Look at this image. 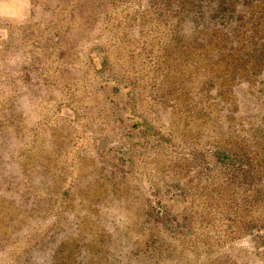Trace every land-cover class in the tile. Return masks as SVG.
<instances>
[{
  "label": "rangeland",
  "instance_id": "rangeland-1",
  "mask_svg": "<svg viewBox=\"0 0 264 264\" xmlns=\"http://www.w3.org/2000/svg\"><path fill=\"white\" fill-rule=\"evenodd\" d=\"M81 1L83 3L79 8L86 7L88 12L97 10L99 21L94 24L88 21V24L93 28L94 34L91 37L94 36V43L100 44L102 48L101 51L95 49L89 52L88 47L76 42L79 36H73L75 41L72 42L76 46L67 48L68 53L71 52L66 58L68 65H86L92 71L93 68L100 67V62H104L108 66L112 63L111 66L115 68L122 66L127 71L132 63L139 61V65L144 66L145 61L146 67L151 62L143 58V50L137 47L134 55L133 52L130 55L133 57L125 55L140 39L138 32L133 35L132 32L122 33V25L133 21L130 17L124 18L126 9H122V6L113 9L111 0ZM119 1L116 0L115 4ZM72 2L0 0V156L1 142L5 140L6 144H10L9 154L14 156L18 150L19 154L25 155L21 159L24 166L29 169L34 166L30 171V183L38 182L44 186L40 189V194L37 193L40 201L44 200L42 197L58 200L63 197L57 193L48 197L44 191L46 184L53 181L71 184L81 176V183L86 184L83 188L85 200L95 201L92 208L106 211L105 214L111 220L119 218V226L132 227L128 228L129 232L136 231L132 222L144 218L148 205L160 210L161 220L150 222L149 228L145 229V235L151 232L157 240L153 245V254H148L149 249L139 233L141 240L134 246L139 247V250L131 264H264V236L261 238L257 233L252 235L257 228L264 230V173L258 163L262 159L253 155L256 149L250 153L253 156L245 155L243 145L248 140L247 136L241 137L238 148L231 146L232 152L242 154V160L246 163V167L242 166L244 170L237 168L238 161L226 163L225 159L224 163H217L212 153L205 156L212 167L201 168L199 159L192 158L199 157L198 151L203 146L192 144L189 147L190 145L181 142L180 137L162 138L163 128H160L159 120H154L157 115L146 113L148 106L145 99L142 97L144 100L139 105L131 104L126 95L129 90H117L115 88L119 87L116 83L107 81L103 88L110 102L105 100V107L102 109L103 98H100L99 109L97 105L94 108L98 109L97 113L104 112L105 115L112 110L115 120L107 123L108 117H105V121L99 122V126L95 123L92 128L87 129L79 144H74L79 133L76 129H67L64 120L74 118L76 110L73 108L82 104L75 103L72 91L71 76H75V73L70 70V74L63 75L60 69L57 70L59 65L52 49H46L45 52L44 49L38 50L34 46V40H38L39 45L40 41L45 44V39L39 37L40 34L37 35L38 30L42 32L44 28H37V23L43 25L47 21L38 22L36 19L35 25L25 24L27 16L35 18L42 9L41 4H46L51 7L54 16H57L59 25L54 26L51 23L43 33L47 30L53 32L64 29L69 21L68 7ZM131 11L128 9V12ZM81 16L85 18L82 13ZM118 21H121L120 28L117 26ZM100 33L103 38L98 37L101 36ZM156 34L158 37L161 33ZM150 38L145 35L142 40L150 41ZM46 43L48 45L50 41L46 39ZM103 47L110 48L113 55H109ZM72 48L77 49L74 51ZM106 70L104 71L107 72ZM84 71L90 70L80 68L77 74ZM77 85L73 88L78 87ZM254 90L248 87L242 91L236 89V98L251 95ZM79 100L90 101L88 95L79 97ZM243 112L241 109V114ZM249 115L250 119L257 118L256 111H249ZM240 116L236 121L242 119L241 126H249L246 123L243 125L245 117ZM86 124L91 125V120H87ZM126 133L132 135L126 137ZM96 138L100 141V152L103 148L112 152L105 155L97 152L94 146ZM58 144L61 146H57ZM250 144L252 148V144L254 147L256 145L255 142ZM118 146L122 148L121 152L115 150ZM261 147L259 145L255 148L259 150ZM120 159L124 161L123 164ZM253 165L257 172L253 179L259 180L262 186L260 193L249 186L252 182L250 178ZM122 172L125 177L120 176ZM190 173L194 175L192 178L184 177V174ZM88 182L90 183L87 184ZM175 182L181 185V191L176 189ZM211 186L226 189L217 196L212 194ZM61 188L62 186L57 188L59 192ZM202 195L207 196L204 198L206 202L201 198ZM229 197L236 199L233 206L241 217L236 222L225 219L227 206L224 202L217 201L220 198L224 201ZM78 204L77 209H80L83 202ZM246 205L253 208L245 210ZM228 206L231 207V204L228 203ZM56 208L55 205L51 206V212H55ZM220 212L224 217L218 221L216 215ZM37 216L38 213H35L32 217L15 219L14 215L6 221V239L0 240V264L53 263L51 260L40 263V257L35 255L36 251L32 248L33 243L42 238L51 222L40 220ZM149 218L146 217V221ZM214 224L220 233L205 235L202 227L210 228ZM90 227L92 230L93 227ZM50 246H45L44 249ZM77 248L73 249V253ZM29 252L35 261L27 263L25 261L31 260L26 258ZM116 253L114 252L115 256ZM57 260L62 264H82L77 263L76 257H71L66 252Z\"/></svg>",
  "mask_w": 264,
  "mask_h": 264
},
{
  "label": "trees",
  "instance_id": "trees-1",
  "mask_svg": "<svg viewBox=\"0 0 264 264\" xmlns=\"http://www.w3.org/2000/svg\"><path fill=\"white\" fill-rule=\"evenodd\" d=\"M72 1L68 7L69 23L64 25V29L53 32L47 30L43 33L51 23L54 26L59 25L57 16H54L51 7L46 4H41L42 9L35 18L27 16L25 24L35 25L36 19L38 22L47 21L43 25L37 23V28H44L42 32L38 30L37 35L40 34L39 37L45 39V44L40 41L39 45L38 40H34V46H37L38 50L44 49L45 52L46 49H52L59 65L57 70L60 69L63 75L70 74V70L75 73V76L71 73L72 91L75 103L82 104L73 108L76 110L74 118L64 120L67 129H76L79 133L75 145L79 144L87 129L92 128L95 123L99 126V122L105 121V117H108L107 123L115 120L112 110L107 115L104 112L97 113L100 98H103L102 109L105 107V100L109 101L103 84L113 81L119 87L115 89L129 90L126 95L131 104L139 105L141 100L145 99L144 102H147L148 106L146 113L157 115L154 120H159V126L163 128L162 138L180 137L181 142L190 145L189 147L192 144L203 146V149L198 151L199 157L192 158L199 159L201 168L212 167L211 162H207L205 158L208 153H212L217 163H224L225 159L226 163L238 161L237 168L244 170L242 166L246 167V163L242 160V154L232 152L231 146L238 148L241 137L247 136L248 140H245L243 145L245 155H258V158L262 159L258 163L264 173V0H120L116 4V0H111L113 9L122 6V9L127 10L124 18L130 17L133 20L125 26L122 25V33L132 32L133 35L138 32L140 38L137 44L127 51L123 49L126 51L125 55L133 57L137 47L143 50V58L151 61L146 67L145 61L144 66L139 65V61L132 63L127 71L122 66L115 68L111 66L112 63L108 66L104 62H100V67L93 68L92 71L86 65H68L66 58L71 52L68 53L67 48L76 46L72 42L75 41L73 36H79L76 42L88 47L89 52L95 49L101 51L102 48L100 44L94 43V36L91 37L94 34L93 28L89 27L98 19L97 10L88 12L86 7L79 8L83 3L81 0ZM128 9L132 11L128 12ZM88 21L91 24H88ZM120 24L121 21H118L119 28ZM159 32L161 34L157 37L156 33ZM100 35L98 37L103 38L101 33ZM145 35L151 37L150 41L142 40ZM46 39L50 41L48 45ZM147 46H150V49H147ZM72 49L75 51L77 48ZM104 49L109 55H113L110 48ZM132 52L133 55L130 56ZM64 64L66 65L63 66ZM80 68L90 71L79 75L77 72ZM74 85L78 87L73 88ZM247 87L255 90L251 95L236 98V89L242 91ZM83 95H88L90 101L79 100ZM96 105L97 110L94 108ZM240 108L244 111L242 114ZM8 110L10 111V108ZM249 111H256L257 118L250 119ZM240 115L245 117L243 125L246 123L249 126H241L242 119L236 121L241 118ZM87 120H91V125L86 124ZM101 129L103 131V128ZM131 135L132 133L125 134L126 137ZM14 138L19 139L17 136ZM66 140L68 141L67 138ZM252 142L256 143L255 147H262L258 150L252 144L253 149L250 147ZM6 143V140L1 142L0 156V240L6 239V221L14 215L15 219H23L38 213L40 220L51 221L42 238L33 243L32 248L36 251L35 255L40 257V263L51 260L52 264H62L57 259L66 252L69 256L76 257L77 263L82 264H131L139 250V247L134 248L135 243L141 240L139 233L149 249L148 254H153V245L157 240L151 232L145 235V229L149 228L150 222L161 220L160 210L148 205L144 218L132 222L136 231L129 232L128 228L132 227L119 226V218L111 220L106 211L105 214L99 208H92L95 201L85 200L83 188L86 184L81 183V176L71 184H59L54 181L46 184L44 191L48 197L56 193L63 197L58 200L41 196L44 200L40 201L37 193L40 194V189L44 186L29 181L30 171L34 166L30 169L24 166L21 159L25 155L19 154L18 150L14 156L9 154L10 144ZM99 143L96 138L94 146L101 155L112 152L107 148L100 152ZM115 150L121 152L122 148L118 146ZM253 151L256 153L251 155ZM228 153L234 155L229 156ZM53 168L57 170L55 165ZM254 168L255 165L251 167L252 182L249 186L260 193L262 186L259 180L253 179L257 174ZM120 176L125 177V173L122 172ZM193 176L191 173L184 174L185 178ZM60 186L62 188L59 192L57 188ZM175 186L181 191L178 182H175ZM212 189V194L219 196L226 188ZM262 190L264 191V188ZM201 198L207 196L202 195ZM223 198L217 201L224 202L227 206L225 219L238 221L241 217L233 206L236 199L229 197L223 201ZM81 201L83 204L77 209ZM204 201L206 202V199ZM53 205L57 207L55 212H51ZM252 208L253 206L249 205L244 207L245 210ZM223 215L218 213L216 220L219 221ZM146 217H150L148 221ZM90 226L93 227L92 230ZM94 226L97 228L94 229ZM202 231L205 235L220 233L215 224L210 228L202 227ZM254 233L261 238L264 236V230L260 231L258 228L252 235ZM48 245L51 246L44 249ZM75 247L78 248L73 253ZM114 252H117L116 256ZM26 258L31 259L25 261L27 263L35 261L30 252L26 254ZM251 261L255 263L254 260Z\"/></svg>",
  "mask_w": 264,
  "mask_h": 264
}]
</instances>
